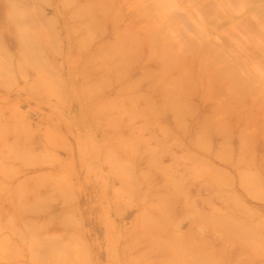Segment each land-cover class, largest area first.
Returning a JSON list of instances; mask_svg holds the SVG:
<instances>
[{"label": "rangeland", "instance_id": "rangeland-1", "mask_svg": "<svg viewBox=\"0 0 264 264\" xmlns=\"http://www.w3.org/2000/svg\"><path fill=\"white\" fill-rule=\"evenodd\" d=\"M62 3L54 0L55 10L42 5L46 9L44 18L56 16L60 47H65L61 55L49 29L41 27L36 34L42 35L45 42L38 54L56 65L61 84L54 83L48 71L29 61L25 52L17 51L10 26L0 20V32L6 37L4 41L0 37V264H264V156L249 161L252 152L248 153L253 145L257 153H264L256 141L259 129L264 132V0H129V5L142 7L141 11L153 9L150 11L156 16L182 4L179 6L187 13L189 23L197 27L215 22L219 16L212 23L215 26L210 24L212 31L215 28L213 32L218 31L215 35L219 39L229 38L230 45L234 43L229 47L239 58L240 67L257 78V92H262L257 103L241 105L236 98L234 102L218 94L211 100L216 108L210 112L215 125L221 120V127L228 130L225 136H231L229 141L223 140L224 146L223 141L216 140L210 141L211 145L219 143L215 147L223 148L228 144L238 149L242 143L251 148L249 144L254 140L251 149L246 147L248 152L242 150L249 158L239 157L241 152L233 150L229 152L232 154L218 152L211 160L183 150V140L176 141L164 133L175 131L172 122H135L140 126L135 136L127 132L126 126L118 135L113 128L102 130L100 126L105 127L108 120L119 122L127 113L115 110L110 102L101 103L103 96L97 99L92 94L88 98L91 84L77 42L71 38L72 33L75 37L77 24L71 20L72 10L63 8ZM30 5L33 8L36 4ZM133 6H127L122 18L133 19ZM234 14L236 18L231 16ZM32 26L36 28L37 24ZM34 51L38 52L37 48ZM39 59L43 60L41 56ZM205 87L206 92L221 89L216 84ZM98 104L103 107L99 116L94 112ZM109 107H115V111L110 113ZM205 126L202 128L206 133L203 131L204 135L194 142L210 140L213 126ZM244 131L248 137L241 134ZM115 142H121V146ZM114 149L126 165L130 163L131 173L123 170L125 183L104 162L106 154ZM155 155L168 168L167 176L158 172L163 178L160 183L154 173ZM237 158L248 165L230 171L211 164ZM140 198L150 218L140 224L139 237L144 234L143 238L133 233L137 228L133 221L142 209L134 205ZM59 211L64 215L57 214ZM190 219L195 221L192 231L188 228ZM151 232L157 234L153 239ZM150 241L170 247L168 251L162 248L163 252H159L160 247L148 251ZM140 255L142 262L134 260Z\"/></svg>", "mask_w": 264, "mask_h": 264}, {"label": "bare ground", "instance_id": "bare-ground-1", "mask_svg": "<svg viewBox=\"0 0 264 264\" xmlns=\"http://www.w3.org/2000/svg\"><path fill=\"white\" fill-rule=\"evenodd\" d=\"M9 4V7H6L7 0H0V20L3 19L4 24L10 26L9 28L11 30L9 31V34L12 36L13 43L17 44V51L19 53H21V51L25 52L30 59H28L29 61L37 63L40 70L48 71L50 73L49 76L54 83L61 84L60 81L62 80L56 69V65L54 66L53 64L46 62L47 60L45 61L43 55H40L45 42L44 40H41L42 35L39 37L36 35L40 33L41 27L49 29L51 31L54 45L58 46L56 47L58 54L61 55L64 51L65 47H60L59 36L55 29L57 23L56 16L43 17L46 13V9L42 5L51 8L54 7L55 10L54 0H23V2L21 0H11ZM29 4L36 5H34L33 8H29ZM168 4L171 5L170 2ZM4 5L6 8L2 7ZM179 5L176 4L174 9L170 6V10L168 11L167 9L168 12L166 11L163 16L157 14L158 18L155 19L157 16L156 14H153V9H150L152 11H141L142 7L133 6L132 4L129 5V0H63L62 7L72 10L71 20L77 24L76 29L74 30L75 37L72 33L71 38L77 42L78 52L83 60V68L87 75L86 78L89 82L88 84H91V86H89L91 91L87 94L88 98H92V94L95 95L97 99H99L98 97L103 96L104 98L101 100V103L107 105V103L110 102L112 106L116 107V109L115 107L111 108L112 106L109 107L110 113H113L117 108H119L120 111L127 113L119 122L115 123L108 120V124L106 123L105 127H100L102 130L105 129L106 131L113 128V131L118 135L121 134L122 127L126 126L127 132L134 135L140 128V126H135L133 124L135 122H139L140 124L154 122L157 125L162 122H172L176 128L175 131L163 132L170 135L176 141H179L177 139L183 140V142H181L183 144L180 146L183 150L188 151L189 153L198 156H205L211 160L218 152L225 151L227 154H232L236 150L235 152H238L237 154H240V152L242 154L239 157H245L247 155L246 157L249 158L248 154L243 155L245 150L247 151L249 147L240 143V141L238 142L241 146L239 145V148L237 147L238 149L233 148L234 145L232 146L228 144H225V147L223 148L220 146H218L219 148H216L219 143L215 144L216 147L212 146L213 143L210 141H225V138L228 140L231 136H225L227 135L226 132H228V130L224 128V126L221 127V120H218L220 123L215 125V122L212 119V113L210 112L215 111L216 108H214L211 100L218 94L220 97L225 96V98H232L230 101H234L233 99L236 98V102L238 100V102H241V105L243 102H246L247 104L250 102L255 103L256 100L260 99L262 94V92H260V94L259 91L257 92L259 85L258 83H255V81L257 82V78L255 76L252 77V74L247 69L243 70L246 73L249 72L248 74L243 72L241 68L242 66L240 67V64L238 63V61H240L239 58L237 55L233 54L229 47L231 43L229 38L228 41L225 37H222L223 39L221 38V40L218 38L219 36H216V32L218 31L215 32L216 35L214 34L213 31L215 28L212 31L210 25L214 22L213 19H211L213 22L208 21L210 27L208 23L204 25L200 24L202 27H197V25L193 26L189 23L191 21L189 20V17L187 18V13L185 14L181 9L182 6ZM127 6H133L132 10L134 8L132 12V14H134L132 15L133 19L130 17L129 21L122 18L121 15ZM143 8L146 9L148 7ZM231 16H235L236 18L235 14ZM217 18L215 19V22ZM131 19L133 20L132 22ZM119 20H121L120 23ZM126 21L127 24L125 23ZM34 24H37V30L36 28H32V25ZM213 25L214 24H212V26ZM110 26L111 28L109 29ZM190 30L195 31L194 35H191L193 33L189 32ZM173 32H176V34L173 35ZM0 37L2 41H4L3 37L6 38L3 31L0 32ZM232 44L234 45L233 42ZM232 44L230 46H233ZM35 48H37L38 52L34 51ZM39 56H41L43 60H40ZM40 62L43 63L40 64ZM19 68L21 70L20 66ZM254 77L255 80H253ZM39 83L40 81L37 82V84ZM215 84L219 86L221 85V89L213 92H206L207 88L205 86L212 87ZM259 90L261 91L262 88ZM44 92L48 93L47 91ZM255 94L257 98L254 99L253 96ZM57 95L60 97L59 99H65L64 95ZM247 104L245 107L248 106ZM205 109L208 110V113L204 112ZM242 109H244V107ZM102 110V105L98 104L96 105L94 112L99 116L100 113H102ZM200 124H202L201 128L199 126ZM208 124L213 127L210 128L211 126L209 127ZM203 126H205L206 129L209 127L214 130L209 132L210 140L208 142L198 144L193 140L203 136L204 132L206 133V131H204L205 129L202 128ZM243 133H245V131L241 132L242 135H245ZM259 133L260 134L256 137V141L262 145L261 150L264 151V132L261 133V130L259 129ZM245 136L248 137L247 134ZM141 139H143V137H138L137 140ZM238 139L243 141V137H239ZM224 141L222 144L223 146ZM161 142L165 144L164 141L161 140ZM253 142L254 140L249 144L251 148ZM115 143L116 145L119 144L121 146V142ZM115 143L113 145H115ZM136 144H139V141ZM222 149L224 150L222 151ZM252 149V151H247L248 153L252 152L249 161H254L255 158L264 156V153L262 154L261 151H258L259 153L256 152L257 150L254 148V145ZM231 151L232 153H229ZM106 155L104 162L113 168L114 173H117V178L122 180V183H125L126 175L124 176L123 170L125 173H131L130 163L129 165H126L124 161H122L123 159H120L116 149L112 150L110 153L108 152ZM150 156H153V154H150ZM157 157V163L154 167L157 172L155 170L154 173L155 178L157 177L160 179V183V181L163 180V178H160L158 175L160 170L167 176L166 173L168 168L167 165L160 160V156ZM220 160L222 161L219 164L218 162L216 164L215 161L211 162V164L230 171H236L248 165L246 162L238 158L237 161L225 159ZM140 163L142 164V162ZM149 169L152 170V168ZM143 172L144 171H142V173ZM150 172L148 173L150 174ZM149 174H147V177ZM123 176L124 178H122ZM147 177H144V179H147ZM135 178L137 177L135 176ZM136 181L138 183V180ZM151 181L149 184L152 183ZM163 185L165 187L167 186L165 180L163 181ZM149 188H151V186H149ZM120 190L122 191L123 189ZM152 190L153 189H151V191ZM137 191L139 192L138 189ZM147 193L149 195V192H146V195ZM153 194L156 193L154 192ZM116 195L119 197L118 191H116ZM154 196L153 198L155 199ZM162 197H160V199ZM145 198L146 196H144V199ZM163 199H165V197ZM37 200L38 199H36V201ZM178 200L176 199V201ZM140 202H136L135 200L136 204H133L134 206L142 208L133 221L138 228L135 227L133 232L135 233V237H139L140 235L139 231L142 228V225L140 224H143L142 222L146 221L149 217V213L144 209L145 202H142L141 198ZM161 202L164 203V201ZM164 205L167 207L166 203ZM150 207H153L152 204ZM156 207L158 206H155V209L159 208ZM166 207H164V209H166ZM179 210L180 209H178V211ZM155 211L157 210H154V213ZM159 211H161V209ZM118 213H121V210L118 209ZM184 213H186V211ZM57 214L64 215L63 212L60 211ZM188 221V228L192 231L193 222L195 221L191 219ZM108 226L109 225L107 224L106 227ZM8 231H10V229ZM110 235L111 234H108L109 238ZM143 235L139 238H143ZM155 235L157 234L151 232V239L155 238ZM159 240L160 239H158V241ZM158 241L156 242L157 244L150 241V243H148L149 247L146 249L152 251L154 250L153 247H160L159 249L161 250H159V252H163L162 248L165 250L167 249L168 251V247L170 246L163 243L160 244ZM132 247L133 246H131V248ZM139 250L138 252L140 253ZM137 257L138 256H136L134 260L142 262L143 256L138 259Z\"/></svg>", "mask_w": 264, "mask_h": 264}]
</instances>
